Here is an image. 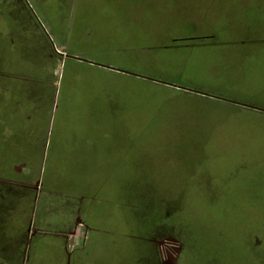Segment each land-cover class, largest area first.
I'll return each instance as SVG.
<instances>
[{"label": "crops", "instance_id": "1", "mask_svg": "<svg viewBox=\"0 0 264 264\" xmlns=\"http://www.w3.org/2000/svg\"><path fill=\"white\" fill-rule=\"evenodd\" d=\"M109 4H112L109 0H81L80 20L73 27L76 44L83 46L72 57L64 52L74 44L70 40L65 41L59 52L48 46L51 26L45 22L42 25L36 16L37 23L32 21L34 35L28 38V43L36 45L37 52L42 51L38 57L23 53L33 61L38 58L37 65L20 72L14 67L17 59L10 55L13 49L7 40L6 57L1 55L0 67V264H161L156 245L151 243L155 239L132 247L129 242L126 250L120 246L121 226L132 227L133 189L143 180L137 174L142 167L139 168L135 158L138 136L131 131L134 130L131 122L137 117L145 122L147 115L146 111L130 112L129 100L122 95L137 85V77L130 70L137 58L126 46L131 40L130 33L123 45L115 41L113 31L127 19L114 14L118 9ZM52 10V7L42 8L44 16L50 19ZM73 19L69 14L67 24ZM222 32L225 34V29ZM97 35H100L98 46ZM105 44L112 45L111 51L105 49ZM94 45L97 48H91ZM171 50L178 55L169 70L188 84L184 87L163 84L169 102L171 99L194 102L208 107L209 113L214 112L208 116L236 115L239 122L255 118L258 122L248 128L238 125L252 134L264 131V39L209 36L207 40L201 38L196 44L176 45ZM103 54L106 66L84 62L78 57L85 55L93 59ZM61 56L64 57L59 61ZM66 60L72 63L73 73L84 66L88 72L92 70L109 79L107 85L112 87L109 92L116 111L119 108L117 116L115 111L109 119L116 129L108 133L74 132L70 100L73 93L66 97L60 113L56 114L60 85L55 75L61 61L59 76L64 75ZM26 74L30 78H24ZM46 75L51 78H43ZM102 87L105 85L97 88L103 95ZM83 114L86 116V109ZM208 131L217 132V129ZM141 135L140 139H146V134ZM48 155L52 158L50 178L55 184L42 189L39 179L43 158ZM35 157H38L37 177L33 182L23 181V174L31 172ZM187 173L180 176L188 191L181 200L190 210L205 213L213 220L227 221L233 217L243 219L235 214L243 213L248 205L252 211H258L256 220H264V200L243 201L244 197H239L242 201L219 206L198 200L196 188L216 187L202 182L208 179L198 172ZM34 183H39V191L32 188Z\"/></svg>", "mask_w": 264, "mask_h": 264}, {"label": "rangeland", "instance_id": "2", "mask_svg": "<svg viewBox=\"0 0 264 264\" xmlns=\"http://www.w3.org/2000/svg\"><path fill=\"white\" fill-rule=\"evenodd\" d=\"M109 1L112 3L110 7L114 5L113 9H118L114 14L127 19L120 21V28L116 26L113 37L123 45L124 38L128 39L130 33L131 40L126 46L137 58L136 65L130 67L131 73L137 77V85L131 86L122 95L129 100L130 112L143 114L146 111L147 115L145 122L139 117L131 122L134 123V130L131 131L138 136L135 158L139 168L142 167L137 174L143 180L137 182L133 189L132 227L121 226V250L128 249L129 242H132V247L149 244L151 239H155L151 243L156 245L161 264H264V220H256L258 211H252L246 205L243 213L235 214L243 219L233 217L227 221L213 220L205 213L194 212L182 204L184 201L181 198L188 191L184 186L186 182L180 177L181 174L189 175V171L207 177L208 180L202 179V182L216 188H196L199 192L197 199L217 203L215 206L242 201L239 197H244L243 201L264 200V131L252 134L247 129L258 119L239 122L236 115L208 116L214 113H209L208 107L185 100L171 99L169 102L163 93V84L182 87L188 84L169 70L178 55L171 52L176 45L196 44L201 38L207 40L209 36L219 39L228 36L264 39V0ZM69 2L0 0V67L1 55L6 57L7 40V45L13 49L10 55L17 59L14 67L20 72L36 64L38 58L33 61L23 53L38 57L42 51L37 52V46L28 43V38L32 39L34 35L32 21L37 23L35 16L42 25L44 22L50 24L52 35H48L47 44L53 51L59 52L66 40L74 43L70 49L64 50L66 55L72 57L76 50H80L83 45L76 44L73 25L80 20L81 0L73 4ZM46 6L48 10L53 9L51 19L42 12ZM69 14L74 19L67 24ZM224 29L225 34L222 32ZM123 32L126 35H122ZM108 35L111 36L110 33ZM99 36L96 37V45ZM104 46L111 51L112 45ZM91 48L97 47L94 45ZM84 56L78 57L84 62L106 66L104 54L93 59ZM61 57L59 61L64 56ZM61 62L55 75L60 85L55 101L56 114L60 113L66 97L73 93L70 100L74 110V132L108 133L116 129L117 126L109 120L117 108L109 92L112 87L107 85L109 79L90 72L92 70L89 73L84 66L73 73L72 63L67 60L64 75L60 77ZM9 64L11 67L10 61ZM24 78L30 77L26 74ZM104 85L102 95L97 87ZM85 109L88 116H83ZM212 128L217 132L208 131ZM141 134H146V139H140ZM51 164V156H44L39 179L42 189L55 184L50 178ZM37 167L38 157H35L31 172L24 173L22 180L33 182L37 177ZM57 174L63 176V173ZM39 183L32 185L35 191H39ZM63 183L62 179L60 184ZM187 209L188 214L185 213ZM157 239L159 241L155 242Z\"/></svg>", "mask_w": 264, "mask_h": 264}]
</instances>
